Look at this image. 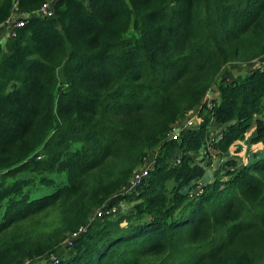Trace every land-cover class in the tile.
Here are the masks:
<instances>
[{
	"label": "trees",
	"instance_id": "obj_1",
	"mask_svg": "<svg viewBox=\"0 0 264 264\" xmlns=\"http://www.w3.org/2000/svg\"><path fill=\"white\" fill-rule=\"evenodd\" d=\"M45 1L0 0L25 21L0 46V264L264 263V64L222 76L264 58V0ZM213 121L251 160L193 155Z\"/></svg>",
	"mask_w": 264,
	"mask_h": 264
},
{
	"label": "rangeland",
	"instance_id": "obj_2",
	"mask_svg": "<svg viewBox=\"0 0 264 264\" xmlns=\"http://www.w3.org/2000/svg\"><path fill=\"white\" fill-rule=\"evenodd\" d=\"M21 16V14L19 12H15L13 17L11 18V21L9 24L5 25L4 27H0V46L2 48L6 47V43L7 41L13 36L12 34V29H11V24L12 22H14L15 20H17V18H19ZM260 64H264V58L261 60H258L254 63H248V64H242V63H233V64H229L222 76H225L229 79H234L236 77H239L240 75H244L246 73H248L252 67L256 66V65H260ZM219 97V92L216 88V86H214L207 98L206 101L211 102V101H215V99H217ZM199 113V109H194V110H190L187 114V116L185 117V119L181 120L180 122H178V124L175 125L176 129L178 130V128H180L181 126H183L184 124H186L188 121L193 120L194 125L199 126L201 123V120H199V118L197 117ZM204 115L207 113L206 111L203 112ZM193 125V126H194ZM225 125L222 124H218L215 121H213L208 129V136H207V144L204 146V148L201 150V152L199 153H194V156H197V154H202L205 156L206 152L204 151L205 149H208V151L210 152V155L214 156V163L215 164H220L222 162H224V159H226V156H230V157H245L248 160H251V158L253 157V152L258 148V146L256 144H250L249 143V138L252 134V131H250L247 134V137L245 140H241L238 141L237 147L234 146L232 149L229 150V152L226 155L221 154L219 151L215 150L212 146L211 143L213 142L214 139H217L220 137L222 131L224 130ZM183 128V127H182ZM185 128V127H184ZM186 130V128H185ZM184 131H181V133ZM174 131H172L168 136H167V140L169 139H175L173 138L174 136ZM181 136V134H180ZM179 136V137H180ZM178 137V138H179ZM158 147L155 148L154 150L150 151L145 159V162L143 163V165L140 167V169H145V168H150L155 160H156V156L158 154ZM201 155V156H202ZM181 158V152L180 151H176L174 157L172 159H170L171 162H176L177 160ZM139 169V170H140ZM56 179H62L64 177L63 174L60 175H56L54 176ZM126 204V203H125ZM121 205L120 208L118 210L123 209L124 207H128L129 205L126 204V206ZM93 217H98L97 212L94 213ZM68 240H66L65 243H63V247L66 246ZM264 264V263H261Z\"/></svg>",
	"mask_w": 264,
	"mask_h": 264
},
{
	"label": "built area",
	"instance_id": "obj_3",
	"mask_svg": "<svg viewBox=\"0 0 264 264\" xmlns=\"http://www.w3.org/2000/svg\"><path fill=\"white\" fill-rule=\"evenodd\" d=\"M54 3H55V0H46L43 3V5L41 6V8L39 10V13L42 16H51L52 13H53V9H54ZM24 22L25 21L23 19L15 20L14 22H12L11 29H12V34L13 35L15 34V31H14L15 28L21 27L24 24ZM193 125H194L193 120H191V121H188L183 126H181L180 128H178V130L174 126L173 129H172V131L175 132L173 138H175V139L178 138L180 136V134H181V131H184L185 128L187 129L188 127L193 126ZM180 162H181V159H178L177 163H180ZM154 164H155V162H154ZM154 164L150 168H145V169L138 170L133 175V178H132L130 184L125 188V190H132V189L136 188L137 186H139V184L149 175L150 169L154 166ZM119 208H120V206L119 207H117V206L116 207H109L108 205H105L103 207H100V208L96 209L95 212H97L98 216H102L104 214H111V213L118 212ZM93 218H95V217H93ZM86 231H87V227L82 228L79 232L75 233L72 238H75V237L79 236L81 233H84Z\"/></svg>",
	"mask_w": 264,
	"mask_h": 264
}]
</instances>
